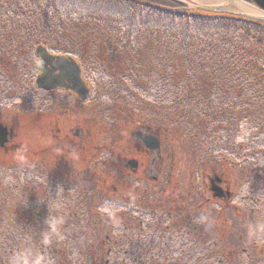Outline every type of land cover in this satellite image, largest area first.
Listing matches in <instances>:
<instances>
[{
  "label": "trees",
  "instance_id": "obj_1",
  "mask_svg": "<svg viewBox=\"0 0 264 264\" xmlns=\"http://www.w3.org/2000/svg\"><path fill=\"white\" fill-rule=\"evenodd\" d=\"M39 44L84 62L89 77L91 70L99 75L97 87L103 88L106 96H125L132 103L161 106L170 127L177 128L203 160L236 154L255 167L264 165V22L242 15L188 9L173 0H0V108H9L18 101L29 105L34 90L36 95H42L34 84V48ZM84 46L89 48L88 58L84 56ZM25 48L29 58L21 53ZM118 67L126 72L121 74ZM251 184L254 183L250 182V195L264 187L259 183L254 189ZM114 201L111 196L101 200L105 206ZM144 211L138 209L139 213ZM191 211L187 223L193 228L203 213ZM249 211L254 213L252 208ZM98 212L101 215H94L96 218L103 216L99 210L95 213ZM34 221L31 219L23 227L28 246L36 251H46L45 239L50 233H59L60 225L62 231L71 226ZM90 221L85 224L81 244L89 253L93 243L101 241L109 246L106 252L123 256L120 263L132 255L138 264H142L144 256L146 264L148 256L154 262L174 257L176 264H215L213 249L196 250L193 239L177 230L162 229L159 235L148 238V220L137 222V229L131 228L134 222L130 219L126 224L101 218L96 223ZM19 231H23L22 226ZM36 231H44V237L34 240ZM90 233L95 237L93 241L88 238ZM124 234L126 243L120 247L117 240ZM58 243L69 254L73 249L76 254L82 252L76 242ZM219 243L220 239H215L212 248ZM14 245L9 243L10 247ZM235 254L238 258H232L231 264H244L247 255L240 260L242 256ZM39 255L33 250L27 257L28 264H44ZM89 256L91 264L93 255ZM61 259L62 256L59 263Z\"/></svg>",
  "mask_w": 264,
  "mask_h": 264
},
{
  "label": "rangeland",
  "instance_id": "obj_2",
  "mask_svg": "<svg viewBox=\"0 0 264 264\" xmlns=\"http://www.w3.org/2000/svg\"><path fill=\"white\" fill-rule=\"evenodd\" d=\"M188 2V6L195 8L196 6H205V7H214L222 6L225 9L231 11L242 12L245 11L238 4L237 0H214V1H203V0H184ZM88 35V34H86ZM155 47H158V44H155ZM84 56L89 57V48L84 46ZM26 58L30 57V52L28 48H25L23 52ZM85 58V57H84ZM106 63H109L108 59L105 60ZM82 62V61H81ZM84 66V62L82 63ZM120 67L122 63L116 62ZM38 68V60H37ZM109 66V65H107ZM118 67L116 70H119ZM108 68V67H107ZM121 74L126 72L120 71ZM37 71L35 72L36 75ZM110 73V72H109ZM89 79V87L91 89L92 95L87 101L86 105L89 110V130L92 140H97L100 142H105L106 145L110 139L114 138L116 144H120L122 147L127 146L128 148L134 149L133 139L130 135V132L137 126L141 124H148L151 128H158L160 125H168V130L170 132V137L173 136L172 141L168 142V148L174 152V162L172 163V155L169 156L170 162L173 164V167L170 170L173 172L172 184L167 188L171 195L170 197V206L179 208L184 207V205H189L188 210H184L182 215L184 216V221H189L190 214L192 213L193 203L197 201V213H203L205 221L197 223L196 235L197 243L196 247H202V244L206 242L208 246L211 247L214 244L215 239H220V243L217 247H213V256H215V264H231L233 259L237 260L238 256L233 252L237 251L239 255L241 252L250 254L249 257L244 259V264H249L251 260L257 259L258 261L255 264H264V240H255L264 239L262 235L264 229V187L260 190H257L256 193L250 195L249 187L247 186L248 180L254 184L253 188H256V185L259 183H264V165L253 166L250 162L241 161L236 154L233 156H225L221 154L220 158L214 160H203L199 153L188 149L185 145L184 136L179 132L177 128H171L169 122L167 121L166 112L162 111L161 106L154 104H139L137 101L134 103L129 102L124 99V97L117 96V98H110L111 96H106L103 93V88L98 90L97 81H99V75H96L91 70ZM98 74V73H97ZM110 75V74H109ZM99 91V92H98ZM56 96H45L49 102L55 101L57 99L58 103H62L63 98L66 97L63 93H55ZM36 90L32 92V103L29 105L25 104L23 101H18V103L9 108H0V122L6 123L9 126H12L15 131L13 142L7 148L0 147V199L3 198L2 191L5 189L12 190L15 186L16 189H25L26 182L21 181L22 174L27 168L30 172H34L35 166V150L40 148H46L51 142H54L53 131L57 129L61 130L60 135H65L69 128L74 129L77 125L83 126L85 122L80 123V115L78 112L65 111L61 109L63 114H58L60 111V106L57 109H50L41 102H36L37 100ZM72 104V103H69ZM215 104H217L215 102ZM58 120V121H57ZM52 125V126H51ZM244 130H242V135ZM242 135H239L241 137ZM244 139V138H242ZM118 145H116V150L114 151V156H110L106 152V162L104 169H101V172H104L102 175L106 179V182H103V188L106 195L114 197L116 195L112 191L113 184L117 185L120 176L115 175L116 171V159L118 156H125L122 153ZM169 149V154L171 151ZM194 149V148H193ZM235 152V149L232 150ZM245 153L248 156V150L245 149ZM132 155H136V150H134ZM130 154V156H131ZM127 155V154H126ZM48 158L49 153L42 154L39 158ZM112 157V158H111ZM93 157H90L89 160H92ZM115 159V160H114ZM111 160V161H110ZM170 163V164H171ZM36 165V164H35ZM71 165V164H70ZM128 172L127 168H124ZM46 172V170H44ZM5 172H19V175L11 176V178L5 177ZM197 175V183L195 176ZM219 176L223 180V184L231 185V190L234 193V196L231 200H224L222 198L214 197L210 189V178H215ZM5 177V181L3 178ZM165 177V176H164ZM261 178V179H260ZM165 179V178H164ZM13 183H11L10 181ZM15 180V181H14ZM101 180L99 181V183ZM94 184H98L97 176L94 178ZM264 185V184H263ZM31 187L33 185H30ZM242 187H246L245 192H240ZM26 190H28L26 188ZM34 189H31L33 192ZM236 194V197H235ZM241 198H238V197ZM10 199V209L15 210V204L12 203ZM251 199L250 206H248V200ZM252 208V213L250 210ZM257 211V212H256ZM9 215H3L1 218V209H0V237L4 231L10 232L9 235H17L21 227V220L16 217L14 221L8 220ZM212 224L214 230L216 228V238H213L215 232L211 230ZM138 223L134 222L131 224V228L137 229ZM46 228V225H43V229ZM63 227L59 226V238L60 240H69L73 243H77L80 246V249H86L79 245V241L75 240L77 236V231L74 228L64 230L65 234H62ZM5 232V234L7 233ZM44 232V231H43ZM52 232V231H51ZM81 232V231H78ZM213 232V233H212ZM193 233V235L195 234ZM8 235V233H7ZM191 237H194V236ZM51 239L46 240L49 247L45 246L46 251H51L50 255L55 254L57 257V262H51L52 264H68L63 263L67 260L64 259L66 255V249H63L61 244L54 241L53 237H56V233L51 235ZM82 237V236H81ZM112 237H114L112 235ZM120 237V238H119ZM117 240L120 247L124 245L125 234L124 236H119ZM194 237V238H195ZM89 239L93 241L91 233L88 236ZM100 239V238H99ZM211 239V241H208ZM7 240V238H3ZM2 239L0 243L3 244ZM32 242V241H31ZM97 242V243H96ZM20 243V249L18 253L20 255V260L24 259L23 264H28V256L33 252L34 247H29V242L24 241L23 244ZM94 246L90 249L91 254H93V261L91 264H102V259H107V249L109 248L108 244L104 243L102 245L101 241H95ZM92 244V245H93ZM57 247H54V246ZM62 246L61 248L59 247ZM60 248V249H59ZM71 249V248H69ZM247 249V250H246ZM46 253V252H45ZM63 253V254H62ZM255 255V257H254ZM62 256L61 262L59 263V257ZM3 254L0 253V264H2ZM104 257V258H103ZM120 253L111 252L109 264H124L121 261ZM233 258V259H232ZM243 257H240L241 260ZM131 257H126V261L129 262ZM68 261V260H67ZM129 264V263H127ZM197 264H209L208 261L197 262Z\"/></svg>",
  "mask_w": 264,
  "mask_h": 264
},
{
  "label": "flooded vegetation",
  "instance_id": "obj_3",
  "mask_svg": "<svg viewBox=\"0 0 264 264\" xmlns=\"http://www.w3.org/2000/svg\"><path fill=\"white\" fill-rule=\"evenodd\" d=\"M59 73L60 69L55 71V75ZM38 90L44 94L37 96V102H41L42 105L53 110H59L57 107L60 106L58 114H63L61 109L73 111L74 113L80 110L81 112L77 113L80 115L79 122H85V125H77L74 129L69 128L64 132L65 135L63 136L60 135L61 130L57 129L53 131L52 139L54 142H51L46 148L40 146L39 149L35 150L36 165L34 164V166L36 169H34V183L30 184L33 185L32 187L26 185L22 191L14 186L12 190L5 189L2 191L3 199L0 206L3 207V214H12L7 216L9 221H14L16 217L20 220L22 219L21 226L23 228L22 232L19 231L17 233L18 236L16 234L9 235L11 234L10 232H7L8 235L6 233L5 236V231L3 232V238H7L8 241L12 240L15 245L10 247L8 242L4 240L2 252L0 251L5 256L2 259V264L24 263V259L20 260V255L18 254L20 253L19 244L27 240V237L24 238L25 227L23 226L30 222L31 219L34 223V219L44 220V223L50 225H53V223L85 225L91 222L90 219L96 223L100 218L102 221L109 220L116 224H126L129 219L131 220L130 222L143 224L147 220L150 221L152 219L151 216L156 202L171 198L167 188L172 184L173 172L170 170V165L172 168L174 153L172 152L171 163L167 139L163 137L162 132L158 128L154 130L148 124H141L135 127L130 132L134 141V149L116 144L114 138L110 139L106 145L104 141L92 140V136H90L87 99L83 100L76 93L62 87H56L51 90ZM55 93L66 95L62 103H58L56 98L53 102L45 99V96L48 95L56 96L57 94ZM12 142L13 139H10L5 143L4 147H9ZM116 145H118L119 150L125 156L121 157L119 154L118 159H116L117 172H114V174L119 175L120 180L117 185L113 184L112 186V191L116 195L114 197L111 196V198L115 201L105 206L101 200L104 202V198L109 195L104 194L103 182H106V179L102 177L101 174L104 172H101V169H104L106 152L111 153L110 156H114ZM134 150H136V155L131 154ZM45 153H49L48 158L41 157L37 159ZM90 157H93V159L89 160ZM124 168H127L128 172ZM95 176H97L98 184H94ZM100 180L101 182L99 183ZM195 180L197 183V175ZM215 180L216 182L213 178H210L212 188H214V183L222 185L224 188L226 187L222 178H220V181L216 178ZM31 189H34V191L31 192ZM9 197L12 199V203L15 204V210L10 209ZM90 198H93V200L90 201ZM103 208L108 210L103 212ZM140 208L145 211L139 213L138 209ZM184 208L186 209L187 206L181 209ZM111 209H113V212H111ZM96 210H99L103 216H97L96 218L94 215H101L99 212L95 213ZM194 210L197 211L196 200ZM168 216L173 217V211L169 210ZM194 227L197 229V222L194 223ZM78 234L80 235V233ZM51 235L52 233L48 234L49 239H51ZM40 236L43 237L44 232L36 231L33 236L35 237L34 240L39 239ZM195 239L197 240V238ZM80 250L82 252L77 254L74 249L70 250L71 254L66 251L64 256L67 258L68 264H74L76 260L79 264H90L89 254L91 252L86 251L88 249ZM34 252L41 254L39 257L43 258L44 264L57 262L58 256L55 254H51L49 258L51 251H36L34 249ZM110 253V251L107 252V254ZM130 256L132 257V255ZM73 257L79 258L75 259ZM101 261L102 264H109L110 262L109 260L105 262V259ZM123 262L127 264L126 258ZM131 262L137 264L135 258Z\"/></svg>",
  "mask_w": 264,
  "mask_h": 264
},
{
  "label": "water",
  "instance_id": "obj_4",
  "mask_svg": "<svg viewBox=\"0 0 264 264\" xmlns=\"http://www.w3.org/2000/svg\"><path fill=\"white\" fill-rule=\"evenodd\" d=\"M244 4L258 10L255 13L247 11H231L222 6L205 7L204 9L216 12H228L247 16L255 20L264 22V0H239ZM36 52L41 56V74L37 77V85L46 89L56 85L65 86L76 91L81 97L88 95V88L81 77V68L72 57L52 55L42 45L38 46ZM60 69V73L55 75V71ZM9 133L7 126L0 124V145L3 146L8 141ZM216 194H222L219 186H213Z\"/></svg>",
  "mask_w": 264,
  "mask_h": 264
},
{
  "label": "bare ground",
  "instance_id": "obj_5",
  "mask_svg": "<svg viewBox=\"0 0 264 264\" xmlns=\"http://www.w3.org/2000/svg\"><path fill=\"white\" fill-rule=\"evenodd\" d=\"M203 1H206V2H209L210 0H203ZM211 1H214V0H211ZM239 1V0H237ZM237 4L242 8L244 9L245 11L247 12H250V13H255L257 12L258 10L252 8L251 6L247 5V4H244L243 2H237Z\"/></svg>",
  "mask_w": 264,
  "mask_h": 264
}]
</instances>
